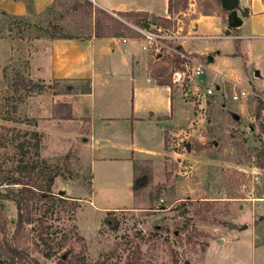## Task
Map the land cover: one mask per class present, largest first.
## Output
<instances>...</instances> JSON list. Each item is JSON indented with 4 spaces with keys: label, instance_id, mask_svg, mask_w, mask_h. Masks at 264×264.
Here are the masks:
<instances>
[{
    "label": "rangeland",
    "instance_id": "rangeland-1",
    "mask_svg": "<svg viewBox=\"0 0 264 264\" xmlns=\"http://www.w3.org/2000/svg\"><path fill=\"white\" fill-rule=\"evenodd\" d=\"M83 2L55 0L28 18L0 12V264H264L263 102L247 95L264 98V34L244 24L230 29L236 38L218 39L198 28L195 34L209 38L170 43L204 65L189 98L171 82L177 55L148 51L149 75L160 72L174 98L163 150L133 165H104L94 156L90 170L80 160V139H68L78 129L60 121L68 107L62 95L87 83L48 74L51 37L93 33L94 14L74 9ZM203 2L186 0L169 28H151L190 34L189 25L204 16ZM227 12L213 15L226 24ZM234 87L245 92L238 101L225 98ZM206 88L217 91L208 96ZM31 133L39 136L37 148ZM23 151V162L35 164L27 168L33 193L21 196L18 210L9 192L22 186L6 179ZM55 172L47 190L46 177ZM6 243L20 257L6 252Z\"/></svg>",
    "mask_w": 264,
    "mask_h": 264
},
{
    "label": "crops",
    "instance_id": "crops-1",
    "mask_svg": "<svg viewBox=\"0 0 264 264\" xmlns=\"http://www.w3.org/2000/svg\"><path fill=\"white\" fill-rule=\"evenodd\" d=\"M54 1L0 0V12L28 18L43 13ZM89 1L109 14L128 12L146 13L149 18L168 17V0ZM233 1L240 15L237 16L241 20L239 27L245 24L263 35L264 0ZM230 17L231 12H227L225 24L221 16H200L189 25L190 34L202 36L194 33L199 28L215 36L226 35L231 29ZM137 45L142 48L139 38H95L93 33L88 38L49 41V76L55 80L87 83L83 91L62 95L66 97L64 103L70 107L72 118L60 121L78 129L68 139L73 142L77 137L80 139V160L87 161L90 170L96 164L92 160L94 156L97 163L104 165L118 162L133 165L137 160L152 159L163 150L164 121L173 113V92L170 86L157 84L149 75L148 51L143 48L144 52L138 51ZM216 53L215 56L221 55L220 50ZM153 144L159 149L155 151ZM113 210L117 209H103Z\"/></svg>",
    "mask_w": 264,
    "mask_h": 264
},
{
    "label": "trees",
    "instance_id": "trees-1",
    "mask_svg": "<svg viewBox=\"0 0 264 264\" xmlns=\"http://www.w3.org/2000/svg\"><path fill=\"white\" fill-rule=\"evenodd\" d=\"M80 6H87V11L90 15L94 14L93 18V36L95 38H128V39H135L139 38V34H137L133 29H131L127 22L131 21L134 26L137 27H143L144 24H148L149 26L153 27H164L169 28L171 26V16L174 13L180 12L182 9L186 6V0H168V17L166 18H156L151 17L149 18V15L146 13H128V12H118L115 13L120 19H123L125 22L121 21L118 18L113 17L109 13L105 12L104 10L100 8H96L92 5V3L88 0H84L83 5L81 4H75L74 9H77ZM218 9H221L224 11L221 5V0H204L203 5L201 6L200 12L204 16H211L213 15V12L217 11ZM4 14L3 12H1ZM153 20L154 22H151ZM54 38H68L69 37H51V39ZM161 73H157L152 78L155 79L156 83L159 85H168L170 86L169 81L161 79ZM66 113L60 116V119L69 120L71 119V109L70 107H66ZM262 132L264 133V123H262ZM31 136L35 140V147H38L39 142V136L37 133H31ZM27 152H22V158L20 159L18 165L15 167L16 174H12L9 177H7V184L9 185H21L22 188L16 193L13 191H10L9 194L12 195L11 200L14 201L16 208L18 210H21V208L24 207L23 200L21 196L27 192H32L33 190L31 188V185L28 181V176H30L29 173H27V168L29 165L27 163L23 162V158L26 156ZM260 156L262 158L261 163L258 167L264 168V147L260 150ZM29 168L32 170L35 168L34 165H30ZM25 172V173H24ZM26 175V177H25ZM59 173L55 172L53 174H49L46 177V189L49 190L50 186L52 185V178L54 176H58ZM9 196V195H6ZM21 219V215L18 217ZM5 251L11 253L12 256L20 257L19 253L15 248H12L8 243L5 244ZM12 259V258H11ZM34 264H39L35 262Z\"/></svg>",
    "mask_w": 264,
    "mask_h": 264
},
{
    "label": "built area",
    "instance_id": "built-area-1",
    "mask_svg": "<svg viewBox=\"0 0 264 264\" xmlns=\"http://www.w3.org/2000/svg\"><path fill=\"white\" fill-rule=\"evenodd\" d=\"M131 29H133L137 34H139V40L142 44V48L145 51H153L157 56H161L162 53L166 50V52H173L177 55L178 59V66L173 69L171 82L174 86L181 88L185 93L184 95L189 98L191 96V87L195 90L201 85L202 77L204 75V65L196 60L194 57L186 55L180 51H177L170 43H181L184 40L189 39H196L202 38L206 39L209 38L208 36H197V35H190V34H183L180 29L178 28L174 32H164L160 29L148 28L145 29L144 27H137L130 24H127ZM218 39H225L230 38L234 39L236 36H229V35H220L217 36ZM179 43V44H180ZM172 54V53H170ZM174 56V55H172ZM214 90V89H213ZM213 90L211 88H206L205 93L208 96L213 95ZM217 89L214 90V92ZM251 94L262 100L263 104L261 107V119L264 118V98L259 97L254 93H247V95ZM240 95H245V92L238 93L234 87V91L232 94H226V99H231L234 101H238L240 99Z\"/></svg>",
    "mask_w": 264,
    "mask_h": 264
},
{
    "label": "water",
    "instance_id": "water-1",
    "mask_svg": "<svg viewBox=\"0 0 264 264\" xmlns=\"http://www.w3.org/2000/svg\"><path fill=\"white\" fill-rule=\"evenodd\" d=\"M221 5H222V8L228 12H232L233 10L237 9V5L234 3L233 0H221ZM242 15L245 16L246 13H243ZM240 25H241V20L237 16L232 15V13H231V17L228 19V27L229 28H236V27H239ZM143 27L145 29H148L149 25L144 24ZM228 33H229V31L226 32V35ZM262 122L264 123V118L262 119ZM186 148L188 149V146H186ZM229 227H230V225H229Z\"/></svg>",
    "mask_w": 264,
    "mask_h": 264
}]
</instances>
